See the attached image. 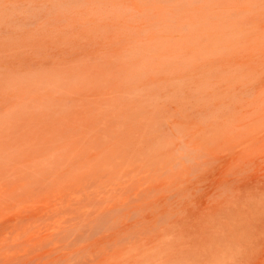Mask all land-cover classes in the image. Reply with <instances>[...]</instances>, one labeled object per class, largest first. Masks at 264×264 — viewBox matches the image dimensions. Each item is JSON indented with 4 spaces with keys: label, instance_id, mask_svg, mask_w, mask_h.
<instances>
[{
    "label": "rangeland",
    "instance_id": "1",
    "mask_svg": "<svg viewBox=\"0 0 264 264\" xmlns=\"http://www.w3.org/2000/svg\"><path fill=\"white\" fill-rule=\"evenodd\" d=\"M257 21L264 0H0V264L40 250L27 261H51L48 249L81 222L59 225L73 193L65 180L91 162L168 143L190 120L253 111L254 86L264 85ZM226 137L232 148L243 141ZM211 160L213 173L221 163ZM251 187L263 193L264 178ZM247 201L211 212L246 209L235 224L261 243L264 210Z\"/></svg>",
    "mask_w": 264,
    "mask_h": 264
},
{
    "label": "bare ground",
    "instance_id": "2",
    "mask_svg": "<svg viewBox=\"0 0 264 264\" xmlns=\"http://www.w3.org/2000/svg\"><path fill=\"white\" fill-rule=\"evenodd\" d=\"M254 87L253 95L252 89L248 92L252 95L253 111L228 114L233 104L236 106L234 102L228 105L229 111L225 110L228 115L212 117L208 124L203 119H189L192 125L183 131L177 129L180 134L175 135V140L164 144L158 141L159 147L149 149L133 147L116 151L111 157L91 162L69 176L64 188L73 193L69 190L65 193L70 197L63 205L59 225L69 227L73 219L81 222L72 228L77 227L68 235L70 239L67 236L63 244L54 246V252L48 249L53 257L50 261L43 255L44 261L47 259L48 264L60 259L62 264L65 260L67 264H264V230H260L261 243H257L256 235L244 232L235 224L238 219L240 223L245 211L247 214L246 209L243 213L238 210L239 216L234 211L222 217L211 212L218 206L235 210L236 201L241 200L254 202L264 210V192L251 187L255 177L264 178V163L255 160L264 153V85ZM168 134H172L170 130ZM233 134L243 138L238 148L236 145L232 148L224 138ZM211 159L221 163L213 173L207 166L209 160L212 164ZM191 203L198 205L196 210L190 208ZM214 222L223 223L216 227L218 231L212 228ZM37 252L38 257L42 256L41 250ZM35 253L23 256V262H19L21 259L18 262L33 264L27 260L28 257L35 260Z\"/></svg>",
    "mask_w": 264,
    "mask_h": 264
}]
</instances>
